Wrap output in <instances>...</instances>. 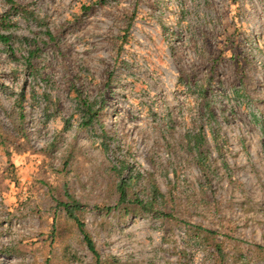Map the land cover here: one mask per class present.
<instances>
[{"label":"rangeland","instance_id":"rangeland-1","mask_svg":"<svg viewBox=\"0 0 264 264\" xmlns=\"http://www.w3.org/2000/svg\"><path fill=\"white\" fill-rule=\"evenodd\" d=\"M14 1L44 24L0 32L40 47L43 80L25 45L9 42L18 61L0 45V264H93L65 190L102 264H264V0ZM75 88L102 107L91 129L71 117ZM199 128L205 175L184 138ZM118 161L171 217L91 210L115 204Z\"/></svg>","mask_w":264,"mask_h":264},{"label":"trees","instance_id":"trees-1","mask_svg":"<svg viewBox=\"0 0 264 264\" xmlns=\"http://www.w3.org/2000/svg\"><path fill=\"white\" fill-rule=\"evenodd\" d=\"M5 1L9 5V10L0 18V26L3 27V25H5V29H10L12 24L16 25L20 21L28 23L33 27L42 26L44 24V19L39 17L34 10L28 9L26 6L18 4L14 0ZM10 14L12 17L7 19V16ZM47 35L51 36V33L47 32ZM12 39L18 40L20 45H25L24 54H22L20 58L26 60V65L24 67L28 71V76H31L33 80H43L42 75L35 69L34 65H32V61L38 57L37 53L40 47L24 34L18 35L12 34V32H0V45L3 47L2 50L7 53L8 57L16 61H18L19 58L17 54H14L11 45H9ZM32 44L34 48H32ZM15 95L17 96L13 101L14 109L22 115L21 104L25 99L24 91H20ZM73 95V112L76 116L71 115V117L76 119L75 122L81 129H91L96 123H99L98 117L99 111L102 108L100 106L102 103L99 105L100 107H97L95 99L93 100L84 96L77 88L73 90ZM42 96L45 103L51 104L49 94H43ZM47 108L48 105H45L44 109ZM254 119L258 125H261L255 116ZM105 136L106 134L103 131L100 136L102 143L105 141ZM184 138L189 151L194 155L196 165L200 168L203 175H205V168L209 166V164L206 163L207 152L204 148L207 141L205 134L202 129L199 128V130L185 133ZM110 170L117 180L113 183L114 191L117 194V200L113 206L93 205L91 207L92 211L101 214H110L111 212L119 211L118 213L121 214L130 213L136 216L146 215L158 220L171 217L170 212L173 210L172 203L174 200H168L167 195L161 192L156 184L152 183L149 186L139 188L136 183L139 174H131V169L125 161H118ZM126 170H129L127 174L125 172ZM64 196L65 202H59V205L63 208L69 220L74 223L79 234L82 236V241L91 254L93 264H102V259L96 245L87 232L84 222L78 216V213L85 211L88 206L75 199L68 190H65Z\"/></svg>","mask_w":264,"mask_h":264}]
</instances>
